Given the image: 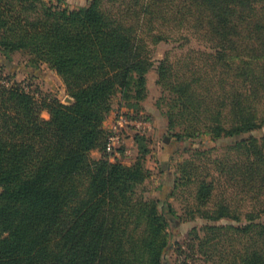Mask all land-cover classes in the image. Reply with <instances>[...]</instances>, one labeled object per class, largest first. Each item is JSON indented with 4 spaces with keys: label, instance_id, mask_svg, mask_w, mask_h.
<instances>
[{
    "label": "trees",
    "instance_id": "trees-1",
    "mask_svg": "<svg viewBox=\"0 0 264 264\" xmlns=\"http://www.w3.org/2000/svg\"><path fill=\"white\" fill-rule=\"evenodd\" d=\"M188 34L203 48L153 58L151 45ZM15 51L26 70L59 74L71 100L0 80V264H163L181 251L168 199L188 183L189 213L206 221L189 255L196 245L212 264H264V134L252 133L264 125V0H0L1 60ZM153 68L157 106L190 155L164 198L140 199L145 135L125 163L109 157L103 123L115 98L139 118Z\"/></svg>",
    "mask_w": 264,
    "mask_h": 264
},
{
    "label": "rangeland",
    "instance_id": "rangeland-1",
    "mask_svg": "<svg viewBox=\"0 0 264 264\" xmlns=\"http://www.w3.org/2000/svg\"><path fill=\"white\" fill-rule=\"evenodd\" d=\"M56 1V0H53ZM64 4L70 7H77L87 3V0H63ZM152 46V54L155 60H158L165 55H168L170 60H175L189 48H203V43L195 36L188 34V39L179 38L176 36L168 41H160ZM28 56L21 51H15L9 60H1L3 67L0 68V80L5 78L8 73H12V80H16L30 89L36 99L40 102L43 97L52 96L60 99L62 102L67 101L69 96L65 84L59 74L48 68L45 63H42L38 69H25ZM147 78V96L142 101L143 109L140 111L139 117L144 118L147 124L141 128H135L132 125H126L121 129L122 142L118 144L114 152L109 153L111 159H119L125 163L135 160L138 152L137 143L134 139V134L140 132L145 135L146 142L150 151L145 156V166L150 170L149 175L144 182L138 186L136 191L137 197L140 199H148L150 197L161 196L164 198L166 192L174 183L175 170L177 163L183 158L190 155V152L183 151V147L187 144L186 141L180 142L172 136V133L166 127V118L162 114L160 107L157 106V100L161 95L162 88L156 83V71L151 69L148 72ZM4 80V79H3ZM164 106V105H163ZM166 108V106L162 107ZM125 106H119L118 99L113 100L112 108L106 118H109L108 126L105 127L109 134L111 125L119 112L125 111ZM42 116L48 117L46 109H42ZM105 121V120H104ZM254 135L260 136L264 134V125L254 131ZM166 139V140H165ZM208 142V141H207ZM225 141L219 139L215 143L213 155H217L222 151V145ZM209 145L214 143L208 142ZM133 149H136L133 152ZM129 150V152H128ZM127 152V153H125ZM132 152V153H131ZM93 157L96 152L91 153ZM163 160H166L162 162ZM169 160V161H168ZM167 161L170 163V170L163 171L162 168L167 166ZM174 171V173H172ZM161 180H165L164 189L159 188ZM162 182V181H161ZM170 186V187H169ZM168 188V189H167ZM180 218L175 220V225L170 229L175 234V238L181 243V251L172 246L169 249L168 257L163 264H180L182 260L190 264H212L206 259L205 255L199 252L194 246V254L189 255L191 248H188V242H192L194 228L200 235L204 233L200 229L201 225L206 221L201 217L189 213V209L194 204L193 185L181 184L175 188L173 194L168 199ZM219 222H233L229 219H221Z\"/></svg>",
    "mask_w": 264,
    "mask_h": 264
},
{
    "label": "built area",
    "instance_id": "built-area-1",
    "mask_svg": "<svg viewBox=\"0 0 264 264\" xmlns=\"http://www.w3.org/2000/svg\"><path fill=\"white\" fill-rule=\"evenodd\" d=\"M147 124L144 118H131L124 114V112H119L111 125L110 132L106 139V150L108 152H114L123 140L121 129L126 125H132L135 128H141Z\"/></svg>",
    "mask_w": 264,
    "mask_h": 264
},
{
    "label": "crops",
    "instance_id": "crops-1",
    "mask_svg": "<svg viewBox=\"0 0 264 264\" xmlns=\"http://www.w3.org/2000/svg\"><path fill=\"white\" fill-rule=\"evenodd\" d=\"M109 121H110L109 118H106V119H105V121H104V123H103L104 128L108 126ZM134 151H135V153L137 152L136 149H135V150L133 149V152H134ZM94 152H96V156H95L96 158H98V157L101 156V151H100L99 149H93V150L91 151V153H94ZM128 152H129V150H128ZM125 153H127V152H125ZM131 153H132V152H131ZM136 154H137V153H136ZM125 162H126V161H125ZM127 163H131V162H127ZM164 171H167V170H164ZM161 181H165V180H161ZM161 181H160V182H161Z\"/></svg>",
    "mask_w": 264,
    "mask_h": 264
},
{
    "label": "water",
    "instance_id": "water-1",
    "mask_svg": "<svg viewBox=\"0 0 264 264\" xmlns=\"http://www.w3.org/2000/svg\"><path fill=\"white\" fill-rule=\"evenodd\" d=\"M71 98L68 96L66 102H70ZM166 140V139H165Z\"/></svg>",
    "mask_w": 264,
    "mask_h": 264
}]
</instances>
